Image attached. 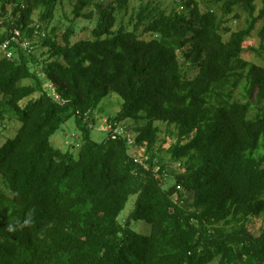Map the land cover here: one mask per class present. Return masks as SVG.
Masks as SVG:
<instances>
[{"label": "trees", "instance_id": "1", "mask_svg": "<svg viewBox=\"0 0 264 264\" xmlns=\"http://www.w3.org/2000/svg\"><path fill=\"white\" fill-rule=\"evenodd\" d=\"M16 1L0 0V46L13 51L0 49V118L21 120L0 146V264H264V228L248 226L264 212V65L241 56L259 23L264 40V0L167 1L156 15L143 0L10 12ZM67 2L65 28L52 22ZM235 7L248 21L231 30ZM82 16L95 24L75 39ZM112 92L123 103L109 122L124 132L97 142L89 123ZM71 117L84 132L77 157L51 141ZM127 118L146 120L133 143ZM156 120L174 125L168 145ZM145 142L147 158L130 148Z\"/></svg>", "mask_w": 264, "mask_h": 264}, {"label": "rangeland", "instance_id": "2", "mask_svg": "<svg viewBox=\"0 0 264 264\" xmlns=\"http://www.w3.org/2000/svg\"><path fill=\"white\" fill-rule=\"evenodd\" d=\"M27 0H17L14 2L11 6L9 11L12 10H18V4L21 3L22 10L23 5L26 3ZM168 2H175V3H182L183 0H143L144 4L146 2H149L148 12L151 15H156L160 12L161 9L165 8L168 5ZM74 3V0L72 1ZM141 0H131L130 5L137 6L139 5ZM202 1H200L201 3ZM206 2V1H205ZM258 6H262V0H257ZM217 8H219V4H215ZM12 8V9H11ZM93 6L89 5L84 9V12H88L90 9H92ZM134 7L130 9V11L133 10ZM73 9V6L71 3L67 2L64 7H60L59 3L56 7V18L53 20V24L61 25L66 28V26L70 23L67 18L65 17V12H68V14L71 13ZM171 9V8H169ZM221 12V9H219ZM94 16H96L97 11H94ZM93 16V17H94ZM225 19L228 21L226 24L230 26L231 30H238L241 28H244L247 25L248 21V14L246 11H244L240 7H235L234 11L228 15L225 16ZM35 20H38V13L35 14ZM96 17L89 19L85 16L78 17L75 19V23H77V34L74 36V38H80V37H90V29L95 24ZM61 21V22H60ZM88 25L90 26V29H86V27H82ZM144 24L139 26V33H142L144 29ZM261 23L257 25L256 30H254L252 36L247 39L245 42V46L253 47V48H247L248 51H245L242 53V58L246 61H252L259 65H264V48H262V42L264 43V40L262 41L261 36L259 35ZM129 28H132L131 25L128 26ZM64 28V29H65ZM89 28V27H88ZM63 29V30H64ZM154 34L146 35L147 37H151ZM229 33H225V36H228ZM246 73V70H245ZM195 72L189 73V76H193ZM246 79V78H244ZM50 86H53L51 83ZM52 88V87H51ZM243 89L241 86H239L236 89V93L234 95L242 96L241 91ZM54 92H56L54 90ZM57 93V92H56ZM243 94H245L246 98L243 97V100H246L247 97L253 98L255 100V95L250 96L248 92L243 91ZM26 100H22L21 104L24 105ZM123 99L117 94V93H110L107 96L103 97L99 103V105L94 109V114L96 117L95 123H89V136L91 139L102 142L108 137V132L111 129L112 130V124L110 121V117H114L116 113L120 110L122 107ZM146 123L145 119H141L139 121H136L134 118H127L123 120L124 126L130 127L131 132L133 136L137 134V126L139 124L144 125ZM156 124L159 125L161 128L159 141L157 144H160L163 140H167V143L165 145H168L170 141H173L171 139V131L174 129L173 124H168L163 121L156 120ZM21 126V120L18 118L17 114L14 111H7L4 118H0V146L3 145L8 139L13 138L16 136L19 128ZM112 132V131H111ZM116 132L114 131V134ZM84 132L83 130L78 126L75 117H71L68 119L65 123L62 124V126L56 131L54 135L51 137V141L53 145L57 148H60L64 151L70 149L74 155V157L78 156L79 153V147L77 146L78 142H81L84 138ZM132 142V141H130ZM133 143V142H132ZM147 142H145L143 145H132L130 147L132 150L136 151V154L138 156H142L143 158H147L149 156V153L147 152L146 147ZM158 146V145H157ZM134 199L135 196L132 195L128 202L126 207L123 209V211L120 214V217H123L121 219L124 221L126 219L127 215L132 211L134 207ZM248 226L252 229V231L255 234H260L262 229L264 228V212L261 213L258 217H252V221L248 222ZM131 227L141 233L146 234L148 232V225L146 221L144 220H132L131 221Z\"/></svg>", "mask_w": 264, "mask_h": 264}, {"label": "built area", "instance_id": "3", "mask_svg": "<svg viewBox=\"0 0 264 264\" xmlns=\"http://www.w3.org/2000/svg\"><path fill=\"white\" fill-rule=\"evenodd\" d=\"M15 30L17 31V29H15ZM17 32L19 33V31H17ZM8 43H9L8 41L3 43L0 46V49L5 50L6 54L8 56H12L13 51L11 49L8 50ZM26 43L27 42H25V41H21L22 45H27ZM111 131H112V136L116 137L118 134H121L122 132H124V128L122 126H120V125L113 126V124H112V130ZM114 131L116 132L115 134H114ZM129 140H131L133 142L134 136L132 134H129Z\"/></svg>", "mask_w": 264, "mask_h": 264}]
</instances>
